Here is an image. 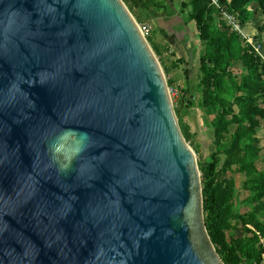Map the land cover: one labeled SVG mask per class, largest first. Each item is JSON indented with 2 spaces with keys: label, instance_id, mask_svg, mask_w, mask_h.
Returning a JSON list of instances; mask_svg holds the SVG:
<instances>
[{
  "label": "water",
  "instance_id": "95a60500",
  "mask_svg": "<svg viewBox=\"0 0 264 264\" xmlns=\"http://www.w3.org/2000/svg\"><path fill=\"white\" fill-rule=\"evenodd\" d=\"M0 264H224L122 0H0Z\"/></svg>",
  "mask_w": 264,
  "mask_h": 264
},
{
  "label": "trees",
  "instance_id": "16d2710c",
  "mask_svg": "<svg viewBox=\"0 0 264 264\" xmlns=\"http://www.w3.org/2000/svg\"><path fill=\"white\" fill-rule=\"evenodd\" d=\"M217 1L222 9L237 16L242 25L252 19V12L247 9L252 3L257 4L264 18V0ZM127 3L150 10L148 18L166 9L163 0ZM189 4L190 19L200 43V106L209 118L216 149L201 176L205 227L224 264H264V222L258 219H264V168H256L261 153L257 130L259 120L264 119V65L238 33L215 27L214 16L220 12L211 0H189ZM256 30L257 38L264 37V23ZM236 62L242 65L240 74L232 72ZM220 149L225 152L224 165L237 166L243 174L242 188L249 192L244 202L251 207L247 214L234 212V181L214 180ZM232 221L241 226L242 237L228 238L235 227Z\"/></svg>",
  "mask_w": 264,
  "mask_h": 264
},
{
  "label": "rangeland",
  "instance_id": "374dc122",
  "mask_svg": "<svg viewBox=\"0 0 264 264\" xmlns=\"http://www.w3.org/2000/svg\"><path fill=\"white\" fill-rule=\"evenodd\" d=\"M124 1L129 8L123 3L137 23L141 25L146 24L151 27V34L146 38L147 43L161 67L180 130L185 142L192 146L196 152L200 175L202 176L203 168L211 162L210 156L216 149L215 145H213L209 118L200 106L201 73L198 62L200 43L195 24L190 19L191 9L189 0H163L166 7L164 13L160 16H158L159 14H153L152 18H148V14H152L150 10L134 5L129 6L127 0ZM128 1L132 2L133 0ZM247 9L252 12V19L248 21L251 25L249 33H253L254 35L255 32H251V28H256L258 25L263 24L264 18L258 10L257 4H250ZM214 25L217 29L227 27L230 32L232 31V28L220 13L214 16ZM244 41V45L250 46ZM256 41H261L259 42V47L263 54L264 38H254V43ZM232 67L234 74L241 73L242 65L240 62L234 63ZM218 155L220 162L216 169L215 182L221 183L225 178L233 180L234 212L237 214L240 212L245 214L251 212V207L247 206L244 202L247 193L242 188L243 174L237 166L227 168L224 165L225 152L223 149L219 150ZM256 168L258 170L264 168L263 157L256 164ZM258 219L260 222H264L262 216H258ZM232 223L235 227L228 238L242 237L243 230L241 226L234 221Z\"/></svg>",
  "mask_w": 264,
  "mask_h": 264
},
{
  "label": "built area",
  "instance_id": "2783aa9c",
  "mask_svg": "<svg viewBox=\"0 0 264 264\" xmlns=\"http://www.w3.org/2000/svg\"><path fill=\"white\" fill-rule=\"evenodd\" d=\"M212 4L219 10L220 14L222 15V17L226 20V22L228 23V25L232 28V31L238 33L242 39H244L253 49L254 51H256L257 55L260 57L261 62L264 65V56H262L260 54V50H259V46L256 44V42L254 43V39L250 36H248L243 28V25L240 23L239 19L237 16H235L232 13H229L228 11L222 9L217 0H211ZM137 27L141 33V35L144 37V39L146 40V38L148 36H150L151 34V27L149 25H141L139 23H137ZM264 247V244H263Z\"/></svg>",
  "mask_w": 264,
  "mask_h": 264
},
{
  "label": "crops",
  "instance_id": "0c3cea01",
  "mask_svg": "<svg viewBox=\"0 0 264 264\" xmlns=\"http://www.w3.org/2000/svg\"><path fill=\"white\" fill-rule=\"evenodd\" d=\"M162 13H160L159 14V16L161 15ZM151 24H152V22H150ZM153 25V24H152ZM250 27H251V25H250V22H247L245 25H243V28H244V31H245V33H246V30L248 31L246 34L248 35V36H252V38L254 39V38H256V39H258L257 38V36H258V32H257V30H256V28H251V32H255L254 33V35H253V33H249V29H250ZM253 30V31H252ZM250 34V35H249ZM250 36V37H251ZM264 38V37H263ZM259 42H261V41H256V44L259 46ZM259 50H260V47H259ZM260 54L262 55V56H264V53L262 54L261 53V50H260ZM259 122H260V126H259V128H258V130H257V137H258V139H259V147L261 148V153H260V158L261 157H263L264 158V119H260L259 120ZM245 191V190H244ZM247 194H246V197L249 195V192H247V191H245ZM245 197V198H246ZM240 214H245V213H242V212H240ZM242 234H243V232H242Z\"/></svg>",
  "mask_w": 264,
  "mask_h": 264
}]
</instances>
